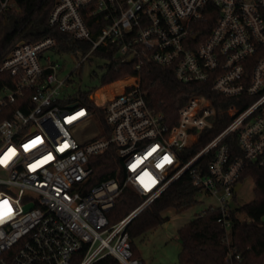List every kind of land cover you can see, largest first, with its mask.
<instances>
[{
    "label": "built area",
    "instance_id": "obj_1",
    "mask_svg": "<svg viewBox=\"0 0 264 264\" xmlns=\"http://www.w3.org/2000/svg\"><path fill=\"white\" fill-rule=\"evenodd\" d=\"M6 10L20 8L0 0ZM48 21L91 45L84 58L117 47L115 58L134 62L135 73L88 93L104 108L105 135L82 102L85 92L71 99L58 78L62 64L45 54L56 49L54 37L21 41L2 61L12 82L0 88V114L7 115L0 120V264H95L109 256L145 264L134 256L128 226L185 175L199 196L216 200L197 216L220 211L229 242L243 173L249 162L264 166V0H57ZM150 62L171 66L180 82L208 83L215 99L193 94L170 124L142 90ZM229 99L227 107L215 103ZM94 125L101 129L84 132ZM201 138L208 140L185 160ZM112 144L124 183L89 185L91 158ZM126 187L143 199L111 223L106 213Z\"/></svg>",
    "mask_w": 264,
    "mask_h": 264
},
{
    "label": "trees",
    "instance_id": "obj_2",
    "mask_svg": "<svg viewBox=\"0 0 264 264\" xmlns=\"http://www.w3.org/2000/svg\"><path fill=\"white\" fill-rule=\"evenodd\" d=\"M20 10L0 12V65L10 51L21 41H37L52 36L56 40V49L61 52L86 54L91 45L76 40L72 35L49 24V15L57 0H16ZM117 47H100L94 53L108 60L107 70L101 78L102 85L121 79L135 73L134 62H122L115 58ZM142 90L148 106L163 113L170 124H173L178 111L190 96L203 93L215 99L209 91L208 83L180 82L171 66L157 63H147L141 70ZM12 76L6 71H0V88L10 84ZM102 91L99 90L96 95ZM88 93L82 95V102L96 113V118L104 129L105 135H110V129L104 119V108L94 104L88 98ZM234 100L215 102L218 107H227ZM18 104L8 108L16 109ZM0 114V120L6 117ZM225 123L218 124L214 132L221 130ZM199 142L187 152V160L206 142ZM233 156L241 154L237 139L229 136ZM205 159V158H204ZM94 171L89 185H95L108 178H116L124 183L126 172L123 159L119 156L116 145L112 144L105 152L91 158ZM251 177L255 183L254 198L249 203L237 206L232 210V229L229 242L226 240V230L218 221L220 211L208 210L203 216H196L190 222L179 228L178 234L182 248L178 253L180 264H264V166L249 162L241 181ZM199 188L193 185L189 175H185L172 184L162 195L144 209L128 226L134 256L140 257L134 240L147 232L163 225L168 217L164 212L176 208L182 212L199 202ZM143 197L131 187H126L117 198L115 205L107 211L111 223L119 221L134 209ZM114 257H106L95 264H117Z\"/></svg>",
    "mask_w": 264,
    "mask_h": 264
},
{
    "label": "rangeland",
    "instance_id": "obj_3",
    "mask_svg": "<svg viewBox=\"0 0 264 264\" xmlns=\"http://www.w3.org/2000/svg\"><path fill=\"white\" fill-rule=\"evenodd\" d=\"M45 54L51 55L54 60L62 64L58 78L65 80L64 89L71 99L76 100L82 93L102 86L101 78L107 70V59L94 52L84 58V54L80 52H61L55 48L47 50ZM99 128L101 129L100 125L89 126L84 132L98 131ZM254 188L253 179L246 178L236 196L234 206H241L252 201ZM215 202V198L201 195L198 203L182 212H178L176 208L167 209L164 214L168 220L163 225L134 240L140 258L145 264H180L178 253L182 243L178 234L179 228L194 219L209 204Z\"/></svg>",
    "mask_w": 264,
    "mask_h": 264
},
{
    "label": "water",
    "instance_id": "obj_4",
    "mask_svg": "<svg viewBox=\"0 0 264 264\" xmlns=\"http://www.w3.org/2000/svg\"><path fill=\"white\" fill-rule=\"evenodd\" d=\"M242 185V183L240 182V183H238V185H237V187H236V189H238L240 186Z\"/></svg>",
    "mask_w": 264,
    "mask_h": 264
}]
</instances>
